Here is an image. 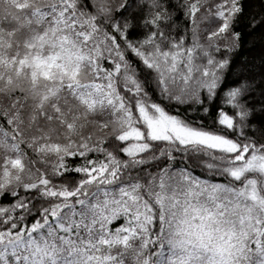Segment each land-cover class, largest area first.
<instances>
[{
	"label": "snow or ice",
	"instance_id": "snow-or-ice-1",
	"mask_svg": "<svg viewBox=\"0 0 264 264\" xmlns=\"http://www.w3.org/2000/svg\"><path fill=\"white\" fill-rule=\"evenodd\" d=\"M0 264H264V0H0Z\"/></svg>",
	"mask_w": 264,
	"mask_h": 264
}]
</instances>
